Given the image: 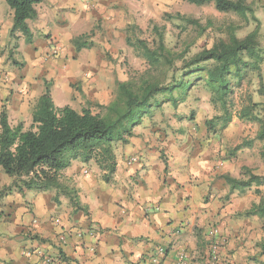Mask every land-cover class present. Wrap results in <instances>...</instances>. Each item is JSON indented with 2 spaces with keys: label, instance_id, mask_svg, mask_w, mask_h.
<instances>
[{
  "label": "crops",
  "instance_id": "1",
  "mask_svg": "<svg viewBox=\"0 0 264 264\" xmlns=\"http://www.w3.org/2000/svg\"><path fill=\"white\" fill-rule=\"evenodd\" d=\"M103 2L44 0L37 5L40 17L27 21L30 39L15 31L17 44L9 49L22 58L15 65L0 58V112L7 107L10 124L32 118L30 107L47 79L55 81L51 94L81 81L89 99L104 100L105 70L89 64V44H75ZM13 23V11L7 24L0 17V46ZM135 134L114 147L117 167L108 182L95 162L91 172L81 159L64 170L83 209L56 190H20L0 166V264H176L182 253L191 264H264L261 221L244 215L257 196L226 195L217 162L195 154V142L162 145L164 137L155 142L148 132ZM63 231L69 232L66 244ZM212 237L221 240L218 261L210 259Z\"/></svg>",
  "mask_w": 264,
  "mask_h": 264
},
{
  "label": "trees",
  "instance_id": "2",
  "mask_svg": "<svg viewBox=\"0 0 264 264\" xmlns=\"http://www.w3.org/2000/svg\"><path fill=\"white\" fill-rule=\"evenodd\" d=\"M43 1L6 0L13 10L14 32L20 31L30 39L27 21L40 17L37 5ZM186 1L200 6L213 3L220 12L258 21L247 0ZM166 16L174 18L169 13ZM174 19L182 22L184 27L196 26L201 34L207 32L199 20L187 15L178 13ZM259 28L258 23L254 30L240 37L239 27L229 25L223 31L225 37L209 36L206 46L189 58L173 51L167 43L165 30L158 25L152 28V41L141 38L133 41L127 36V43L141 52L149 66L139 82L117 81L116 97L105 106L103 114L94 113L90 108L78 111L70 105L57 106L50 87L46 86L34 105L28 128L23 122L12 126L7 107L3 106L0 112V166L13 179L12 185L20 190H56L57 195H66L77 209H83L77 190L63 181L64 170L74 160H93L103 171L102 179L108 182L117 167L115 142L129 143L135 136V128L145 117L153 116L165 101L173 105L183 101L195 80L210 91L212 103L222 112L220 118L224 127L232 120L233 83L240 85L250 74L257 75V93L261 100L255 101L252 94L247 95L238 116L258 123L256 138L262 141L260 156L264 159V74L261 67L264 48ZM83 37L80 35L75 39L79 48L83 46ZM207 124L216 126L210 121ZM242 171L245 177L224 174L222 178L231 189L256 186L259 201L253 203L244 215L258 218L264 229V192L261 189L264 175L254 173L248 166H243ZM259 245L264 252V236Z\"/></svg>",
  "mask_w": 264,
  "mask_h": 264
},
{
  "label": "rangeland",
  "instance_id": "3",
  "mask_svg": "<svg viewBox=\"0 0 264 264\" xmlns=\"http://www.w3.org/2000/svg\"><path fill=\"white\" fill-rule=\"evenodd\" d=\"M247 1L253 6L258 21L251 17L245 20L235 13L220 12L213 3L200 6L186 0H104L103 9L100 8L101 12L97 14L95 21L83 33L81 44H89L88 48L93 49L88 53L92 54H87L90 56L89 64L94 62L95 68L105 70L102 74V80L108 84L102 94L105 98H103L104 100L89 99L85 91H82L78 86L82 85V82L76 81L69 85H63L57 92L52 93L55 104L60 107L70 105L78 111L90 108L94 113L103 114L105 106L116 97L117 81L139 82V79L149 68L141 52L128 44L126 37L129 36L133 41L138 38L152 41L154 25L165 30L167 43L173 51L186 58L205 47L209 36L225 37L223 31L229 25H237L239 27L238 35L244 37L259 23L260 42L264 48V0ZM12 11L6 0H0V17L6 24ZM166 13L173 15L174 18L179 13L197 19L205 26L207 32L201 34V30L193 25L184 27L182 22L173 17V19L167 18ZM15 33L11 26L9 39L4 40L0 46V58L3 57L5 65H15L14 62L22 58L18 53L11 52L9 49L10 47L14 48L17 44L18 38L15 37ZM261 67L264 74V63ZM47 81L45 86L51 88L55 81L49 83ZM233 87L235 93L232 104V120L224 127H222L223 122L220 118L222 112L212 103L210 91L198 80H195L191 84L188 96L183 101L179 100L177 105H173L169 101L163 102V107L156 109L153 116L144 118L142 123L135 128V133H139L143 137L148 132L154 137L155 142H159L164 137L161 144L163 141L168 143L171 140L174 142V146L176 143L183 144L185 142L191 145L192 142H195V154L198 153L200 157L209 154L217 162L214 166V169L218 171L216 179L220 183L221 190L226 187V195H256L259 201L255 185L246 189H231L222 178L224 174L239 178L245 177L242 171L243 166L250 167L256 174L264 175V159L260 156L262 141L256 138L259 125L255 121L244 120L238 116L239 110L246 103L247 95L252 94L255 101L261 100L257 93V75L250 74L240 85L234 82ZM177 96L178 94L175 92V97ZM33 108L34 106L30 107V113ZM31 121L32 118L22 122L28 128ZM208 121L216 126L210 127L207 124ZM18 123L11 125L16 126ZM158 133L159 137L156 135ZM117 144L123 145L122 142H115V146ZM160 147H162L161 150L159 147L157 149L165 153L164 146ZM165 155L163 154V156ZM85 163L87 164V162L83 164L86 165ZM94 166L96 165L91 160L85 169L91 172ZM63 181L69 184L68 180L63 179ZM261 189L264 192V185L261 186ZM30 190L45 191L37 188ZM207 195L212 194L208 193Z\"/></svg>",
  "mask_w": 264,
  "mask_h": 264
},
{
  "label": "built area",
  "instance_id": "4",
  "mask_svg": "<svg viewBox=\"0 0 264 264\" xmlns=\"http://www.w3.org/2000/svg\"><path fill=\"white\" fill-rule=\"evenodd\" d=\"M132 161H138V157L132 158ZM80 235H83L82 232L79 233ZM69 232L63 231L60 235V241L62 244L67 243ZM220 238L212 237L209 241V253H210V259L212 261H218L220 259ZM163 252V251H162ZM161 252V253H162ZM48 264H63L58 259H48ZM176 264H191L190 259L187 257L186 253H182L179 257V260Z\"/></svg>",
  "mask_w": 264,
  "mask_h": 264
}]
</instances>
